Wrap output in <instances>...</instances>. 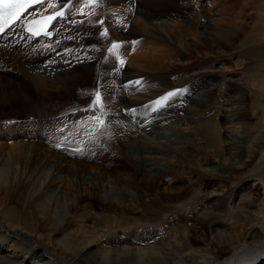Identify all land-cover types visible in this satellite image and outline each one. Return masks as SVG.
<instances>
[{
    "label": "bare ground",
    "instance_id": "6f19581e",
    "mask_svg": "<svg viewBox=\"0 0 264 264\" xmlns=\"http://www.w3.org/2000/svg\"><path fill=\"white\" fill-rule=\"evenodd\" d=\"M226 2L46 0L0 36V264H96L85 258L97 249L105 250L106 264H264V158L262 171L245 175L255 156H264V123L252 132L244 107L225 100L222 108L216 101L219 73L231 71L226 62L238 54L230 48L239 42L259 43L243 51L245 59L255 61L238 64L241 71L264 62V13H257V31L255 25L249 30L246 5L233 0L239 8L232 17ZM206 4L209 8H204ZM62 6L68 8V15L53 21V39L22 33L24 20ZM98 17L105 18L106 24ZM55 47L65 51L55 57ZM259 68L260 74L251 78L258 80L254 99L261 104L253 108L254 117L264 113V79L260 77L264 70ZM245 81L230 74L227 86L236 88ZM88 91H95L93 97ZM17 108L28 109L36 120L17 121ZM221 109L224 128L218 124ZM56 125L103 140L107 148L117 147L118 151L109 150L115 152L119 168L123 172L127 165L135 169L119 179L120 186L130 188L129 205L123 204L128 191H121L117 202L108 201L109 208L118 207V224L110 222L107 234L104 229H92L88 218L75 211L57 230L45 220L46 213L29 218L36 209L28 200L31 190L20 181L23 174L37 177L43 190L36 197L47 205L50 193L64 192L55 169L67 163L64 152L69 151L46 143L52 137L40 140L45 127ZM247 136L252 153L239 164L234 161L233 141ZM62 139L69 140L64 136L53 140ZM186 145L211 147L207 149L212 151L211 159L196 162L202 169L199 175L189 172L195 173L196 168L186 171V162L192 163L189 156L184 157ZM222 165L232 170L226 172ZM8 175L17 180L7 185ZM94 178L100 189L95 197L103 205L104 192L114 187L115 180L101 172ZM194 183L201 185L202 196L190 203V216L205 224L210 216L213 245L196 246L194 236L179 225L173 208L167 206L177 195L194 192ZM130 208L139 215L129 217ZM221 209L225 212L218 214ZM75 217L76 223L86 225L81 227L86 236L77 235L76 242H71L65 235L78 229H73ZM113 233L116 236L110 237ZM59 238L66 250L63 258L56 252Z\"/></svg>",
    "mask_w": 264,
    "mask_h": 264
},
{
    "label": "rangeland",
    "instance_id": "374dc122",
    "mask_svg": "<svg viewBox=\"0 0 264 264\" xmlns=\"http://www.w3.org/2000/svg\"><path fill=\"white\" fill-rule=\"evenodd\" d=\"M232 1L233 0H225L227 5H228V2L230 5V11L228 10L227 12L230 14V16L235 17L234 14L236 15L237 9L239 8V5L238 4L236 5L235 2L232 3ZM238 1H240V3H241L240 5H243V4L246 5V8H247L246 23L249 24V28H250L249 30H252L251 26H253V25H255V29H253V30L258 29L260 26V23H259V17L256 19V16H258L257 13H260V12L264 13V0H238ZM256 1H258V2L256 3ZM204 8H209V5L206 4L204 6ZM85 14L86 13H82L81 16L84 18L87 17V14L86 15ZM222 14L223 13L220 11V17H222L221 16ZM262 15L264 16V14H262ZM70 19H71V17H70ZM97 20L99 22H101L103 25L106 24L105 18L100 19V17H98ZM65 25L68 26L70 24H65ZM82 29H83V26H80L79 30H82ZM87 29L90 30L91 26H89ZM262 33H264V24H262V27H261V34ZM131 43L133 44V39H131ZM263 43H264V39H263ZM258 44H259L258 42L254 43V45H252L250 43L239 42L237 45L230 48L229 50H231V52H238V54L231 55L230 59H228L226 62V66L231 67V71H229L230 73L228 71L227 72H220L219 73L220 78L217 81V84H218L217 93L218 94L216 97V101L218 100L217 102H218L219 106L223 108V104H225L224 103L225 100H227L226 103L229 100H231L232 102H237V103H234V105L236 107H239V106L244 107L246 109L248 116H249V119L246 121V123L248 125H250V123H251L250 128L252 129V132L258 131V129L261 128L262 124L264 123V121H263L264 120V113L258 117H254V112H253L254 109L253 108L256 107L255 105L258 104V107H259V105H261V104L258 103L257 101H255V99H256L255 98V92H256L255 88L257 86L256 84H258V80L257 79H251L252 75L257 74V73L260 74V72H258L259 71L258 69H261V68H259L260 65H261V67H263L262 69L264 70V62L263 61L258 62V63H261L259 66H258V64H256L253 67L250 66V69H248V71H241L238 64L242 63V64L247 65V64H250L253 61H255L252 59H245L243 56V51L245 49L251 48L252 46H257ZM67 45L70 47V44H67ZM109 46L113 47V43L112 42L109 43ZM131 48L133 49L132 46H131ZM62 50H64V47ZM46 51H47V53H49V49H46ZM80 56H83V54H81ZM98 69H100L99 65H98ZM228 74L229 75L231 74L236 80L245 81L247 79L245 82L246 83L248 82V83L245 85L238 86L236 88L232 87L229 89L227 86L228 85V79H229ZM261 74L262 75L260 77H262L264 79V71H262ZM17 76H19V75H17ZM19 77L22 79L21 76H19ZM248 79H250V80H248ZM22 80H24L25 83L29 84L31 89H32L33 86L30 82H27L24 78ZM21 84L25 86V84H23L22 82H21ZM189 85L190 86L193 85V80L188 83V86ZM25 87L30 92H32V90H30L27 86H25ZM121 87L124 88L125 86H121ZM249 89L252 90V92ZM221 92H223V93H221ZM263 92L264 91H262V93ZM94 93H95V91H88V95H90L91 97H93ZM127 94H128V91H127ZM228 103H230V102H228ZM16 112H17V114H19V116H18L19 119L22 116L28 117V119H26L25 121L24 120L20 121L17 118V121H19V122L36 120V117H34V115H30L28 113L29 112L28 109L17 108ZM224 115H225V113L221 109V111L219 112V123H218L221 128L225 127V123L222 120ZM49 117L50 116H46L45 119L47 120V119H49ZM255 125L256 126L258 125V126L255 127ZM44 131H43V133H45V135H43V137H41L40 140H42V139L45 140L46 136L52 137L53 139H57V138L62 137L64 134H68L70 136V138H72V139H78V140L83 141L87 145V150L82 152V153H75V154L64 152V154L66 155L67 163L60 164L55 169L58 172V176H60L59 181H58L59 185H60L59 187L61 190H64V192H62L61 194L50 193L49 201H47L48 205L42 199L38 200V197H36V196H40L41 192L43 190V188L41 189V187L37 184V183H39V181L36 180L37 177H33V179H29V177L25 176V174H23L24 176L22 175L20 177V181L23 183V185L27 189L31 190V194L29 195L28 200L31 202V205H33L36 209L34 214L31 210V213L33 215L30 216L29 218H36V217L42 218L43 215L46 213L48 215H46V214L45 215L48 216V218L45 220L48 221L52 226H55V230H57V229H61V227L63 226L64 219L68 216V214L75 211L77 216L84 215L85 218H88V220H89L88 224L91 225L92 229H94V230L95 229H97V230L98 229H100V230L104 229L106 231V234H107L108 233L107 232V230H108L107 225H109L110 222L114 226L118 224V219H117L118 207L115 206L114 207L115 209L109 208V206H108L109 202L108 201L109 200H115V202H117V200L119 199L118 197L121 195V191H124V192L128 191L127 192L128 194L126 196L127 200L124 201L123 204L126 206L129 205L130 202L128 201V199L130 198L129 197L130 188H128V187L124 188V187L120 186V180L119 179H120L121 174H124L125 171H126V173L128 172L131 174L132 172H134L135 169H133L131 166L127 165L126 170H124V172H123L122 169L119 168V164H118L115 152L112 153L110 151L111 149H112V151H118V148L117 147L107 148L108 146L104 145L103 140H101V141L100 140H97V141L93 140L92 139L93 137H89L86 134L77 133L76 131H71V130L67 129L66 126L61 127L60 125H56L54 127H52V126L45 127ZM57 132H59V134H57ZM70 133H72V134L76 133V134L70 135ZM34 136H35L34 134L30 135L29 137H27V139L28 140L32 139V138H34ZM89 138H91V141ZM248 138H249L248 136L246 138L240 137L237 139L238 141L236 139H235L236 142L233 141V143L236 146V150H235L236 153L233 155L234 161L239 162V164L241 163V161H239V160H241L243 158H247V155H249V154L251 155V153H252V150H251L252 147H251L250 142H248ZM244 139H245V141L243 142ZM96 144H98V145H96ZM187 148H189V149H187ZM187 148H186V150H187L188 155H184V157L189 156L188 158L190 159V161H192V163H190L189 161L186 162V165H188V169L186 171L193 170L194 168H196L197 171H195V173H194V171H189V172H192L193 175H199L200 172L202 171V169L200 168V171H199L196 164L197 163L198 164L204 163L203 161H198V160H203L206 158L211 159L212 151L209 153L208 152L209 150H207L208 148L211 149V147L205 146L204 147L205 149H204V148H200V147L196 148L195 146L191 145V146H187ZM191 152L193 153V155ZM66 153H68V154H66ZM261 156H262L261 154L255 156V158L251 162L249 169L246 170L245 175H251L255 172H259L260 170L262 171L261 162H262L264 156L263 157H261ZM232 162H233V160L230 159L229 163L231 164ZM231 165H233V164H231ZM218 167H219V171H220V165ZM258 167H259V169H258ZM251 168H253V169H251ZM263 168H264V166H263ZM221 169H224L226 172H230L232 170V167H229V166L225 167V165H222ZM249 170H251V171H249ZM219 171H217V172H219ZM96 172H99V173L101 172L102 174L109 175L115 180V182L113 183L114 187L110 188L109 190H105L104 196L102 195L103 196L102 197L103 198V205H101L102 203L99 201V197L98 198L95 197V196H100V194H98V191L100 190L98 188V182H97V179L94 178V175ZM6 180L8 181V182H6L8 185V184H10V182L17 180V178L14 176L8 175L6 177ZM117 180L119 182H117ZM116 182H117V184H116ZM192 186L195 187V189H196L194 192H191V193L186 192V193H183L181 195H177V197L175 199H172V200L167 202V206L173 208V210H172L173 212L170 211L168 214H170L172 212L174 215L178 216L176 218H178L177 221H180V223L178 222L179 225L181 227H184L186 229V231H188V232L190 231L189 234L191 236L192 235L194 236L193 241H194L196 246H200V247L202 246L203 247L204 244L207 242H211V245H213L215 242H213V237H212L213 233L211 232V228L209 226V224H212V222L210 221V216H209V220H207L208 216L206 219L208 224L207 223L205 224V221H202L200 223L193 221L192 216H190V214L193 213L190 210L192 208H188L190 206V203H192L194 201L195 197H197V196L201 197L202 196V191L199 190V188H198V186H201V185H199V183H194V185H192ZM120 188L123 190H121ZM116 196H118V197H116ZM34 201H36V202H34ZM115 202H114V204H115ZM44 206H47V208L46 207L44 208ZM184 208H186V209H184ZM133 209L134 208H130L127 211L128 216L132 217V218L137 217L139 215V213L136 212L137 210L136 209L133 210ZM224 212H225V210L221 209L217 213L222 214ZM77 218L78 217H75V219L73 220V223H74L73 229L74 228H78V229H76L75 231H72L71 233L65 235V237L68 238V241L72 239L71 242H76L77 235L86 236V230L81 228V227H84L86 225L82 224V223H76ZM217 218H219V217L217 216ZM90 222L93 224H91ZM225 222H227V221H225ZM228 223L229 222L225 223L224 227L227 228ZM193 224H194V226H192ZM202 224H204V225H202ZM90 225H88V227ZM192 227H194V228H192ZM163 231L165 232L166 229L164 228L161 231V233H163ZM44 232L47 233V231H44ZM99 232H101V231H99ZM171 232L172 231H170V233ZM113 234H110L109 236L110 237L116 236L115 234L114 235ZM56 237H59V236H56ZM85 241L86 240H84V242ZM119 241H117V242L119 243ZM59 242H60V238L56 239V244H57L56 245V252H57L58 257L63 258L66 255V250H65L64 246H60ZM71 242H70V245H72ZM104 251H105L104 249H97L96 251L91 253L90 256H88V257L86 256L85 261L89 260V261L95 262L96 264H106V262L104 261V254H103ZM78 257H77V260H80ZM186 258H188V256H186ZM112 260H114V256H112ZM183 264H189V263L184 262Z\"/></svg>",
    "mask_w": 264,
    "mask_h": 264
},
{
    "label": "snow or ice",
    "instance_id": "6c2138e0",
    "mask_svg": "<svg viewBox=\"0 0 264 264\" xmlns=\"http://www.w3.org/2000/svg\"><path fill=\"white\" fill-rule=\"evenodd\" d=\"M24 7L25 0H0V31L3 30V25L7 23L8 18L15 16L19 19L18 10Z\"/></svg>",
    "mask_w": 264,
    "mask_h": 264
}]
</instances>
